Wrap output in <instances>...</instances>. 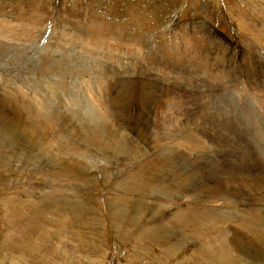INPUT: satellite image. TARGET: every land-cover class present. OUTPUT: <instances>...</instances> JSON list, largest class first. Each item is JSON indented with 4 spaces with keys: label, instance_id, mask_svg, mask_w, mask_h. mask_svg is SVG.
Listing matches in <instances>:
<instances>
[{
    "label": "rangeland",
    "instance_id": "obj_1",
    "mask_svg": "<svg viewBox=\"0 0 264 264\" xmlns=\"http://www.w3.org/2000/svg\"><path fill=\"white\" fill-rule=\"evenodd\" d=\"M0 19V101L34 111L0 102V264H264V0H0Z\"/></svg>",
    "mask_w": 264,
    "mask_h": 264
},
{
    "label": "bare ground",
    "instance_id": "obj_2",
    "mask_svg": "<svg viewBox=\"0 0 264 264\" xmlns=\"http://www.w3.org/2000/svg\"><path fill=\"white\" fill-rule=\"evenodd\" d=\"M5 7H7V6H5ZM3 21H5V20H3V19H0V39L1 40H4V41H7V43H8V41H13V39L15 40V39H17L18 37H14V36H12V35H10L9 33L11 32H9V33H6L5 32V30H3L2 31V29H1V27H2V24H3ZM9 22V21H8ZM17 23V22H16ZM10 24V23H9ZM15 24V23H14ZM4 25H5V23H4ZM6 26H8V27H10L11 28V24L10 25H8V24H6ZM9 28V29H10ZM6 29V28H5ZM12 29V28H11ZM10 29V30H11ZM13 29H17L18 31H21V26L19 25V24H17V25H13ZM13 31V30H12ZM14 32V31H13ZM13 35H14V33H13ZM19 36V35H18ZM19 39H21V38H19ZM22 40V39H21ZM20 42V41H19ZM35 46V45H34ZM42 46V45H41ZM41 49V48H40ZM5 60H7V59H5ZM127 73H129V72H127ZM134 75V74H133ZM41 84V83H40ZM45 84V83H44ZM95 84V83H94ZM139 84H141V83H139ZM155 84V82H149V85H151V86H153ZM43 85V84H42ZM41 85V86H42ZM47 85V86H46ZM45 86H46V88H49V89H53L52 88V84L51 85H48V84H46ZM92 85V84H91ZM30 86V85H29ZM44 86V87H45ZM131 85H126V87H130ZM140 86V85H139ZM133 87V89L135 90V91H130V92H127V93H125L126 95H124L123 94V96H129V95H131V94H133V96H132V98H136V99H139L142 103H147V99L149 98V97H145V95H147V94H137L138 95V97H137V95H136V87H134V86H132ZM79 88V87H78ZM29 89V88H28ZM27 89V90H28ZM32 89V88H31ZM42 89H43V87H42ZM80 89V88H79ZM99 89V88H98ZM126 89V88H125ZM137 89H138V87H137ZM139 89H141V88H139ZM34 90V89H33ZM26 91V90H25ZM88 91V90H87ZM140 91V90H139ZM150 91V90H149ZM41 92V91H40ZM81 92V91H80ZM25 94L27 93V92H24ZM140 93H142V92H140ZM147 93V92H146ZM32 94H34L35 95V97L36 98H38V94H37V92H35V91H32ZM28 96V95H27ZM26 96V97H27ZM28 98V97H27ZM31 98V97H30ZM32 98H33V96H32ZM103 101V100H102ZM0 102H2V105L1 106H3V107H5L7 110H11V111H14L16 114H17V112L19 111V109H20V107L23 105V104H25V112H26V109H27V105H26V103H25V100L24 99H22V98H17V97H15L14 95H11L10 93H5V94H3L2 95V97H1V101ZM43 107H45V106H43ZM36 108H38V106L36 107ZM4 109V108H3ZM39 109V108H38ZM46 109V108H45ZM27 110H29V112H28V116H32L31 114H33L32 112H34V111H32V109H27ZM44 110V109H43ZM89 110V109H88ZM42 111V110H41ZM92 111V110H91ZM21 113V112H20ZM36 113H38V114H36L37 116H35L36 118H38L39 116H43V115H41L40 114V111H37ZM95 113H96V111H94L91 115H86V117L88 118V119H96L97 118V116H95ZM78 114V113H77ZM99 114V113H98ZM97 114V115H98ZM101 115H102V113H101ZM136 115V114H135ZM32 118H34V117H31L30 119H32ZM36 118H34V120L36 119ZM40 121V120H39ZM185 123H182V122H179V126H180V128L182 129V125H184ZM114 125V124H113ZM186 125V124H185ZM101 127V126H100ZM179 129V128H178ZM180 129V130H181ZM179 130V131H180ZM183 131H184V129H183ZM182 131V132H183ZM124 133V132H123ZM162 133V132H161ZM181 133V132H180ZM5 135V134H4ZM169 135V134H168ZM167 135V136H168ZM120 137V136H119ZM121 138V137H120ZM165 139V138H164ZM7 140V137H5V136H0V142H2L3 144H4V142ZM123 141V140H122ZM6 144H7V142H6ZM203 146V145H202ZM9 148V147H8ZM11 148V147H10ZM137 148V147H136ZM200 148V147H199ZM141 150V149H140ZM43 151V150H42ZM55 156V155H54ZM129 157V156H128ZM41 161V160H40ZM37 163H38V161H37ZM259 258V257H258ZM263 258V257H262ZM261 261V260H260Z\"/></svg>",
    "mask_w": 264,
    "mask_h": 264
}]
</instances>
